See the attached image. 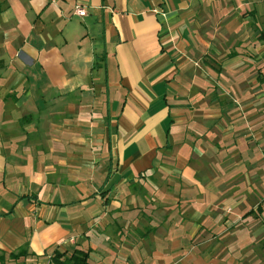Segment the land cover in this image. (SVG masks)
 <instances>
[{
    "label": "crops",
    "instance_id": "crops-1",
    "mask_svg": "<svg viewBox=\"0 0 264 264\" xmlns=\"http://www.w3.org/2000/svg\"><path fill=\"white\" fill-rule=\"evenodd\" d=\"M21 247L264 264V0H0V253Z\"/></svg>",
    "mask_w": 264,
    "mask_h": 264
},
{
    "label": "trees",
    "instance_id": "trees-1",
    "mask_svg": "<svg viewBox=\"0 0 264 264\" xmlns=\"http://www.w3.org/2000/svg\"><path fill=\"white\" fill-rule=\"evenodd\" d=\"M30 253H28L25 247H21L16 251H10L7 253H0V264L3 263L5 258H9L16 261L17 264H25L24 262H19V259L26 258ZM49 264H88L87 262V252L84 250L74 249L69 254L66 251L60 252L56 249L48 257Z\"/></svg>",
    "mask_w": 264,
    "mask_h": 264
},
{
    "label": "rangeland",
    "instance_id": "rangeland-1",
    "mask_svg": "<svg viewBox=\"0 0 264 264\" xmlns=\"http://www.w3.org/2000/svg\"><path fill=\"white\" fill-rule=\"evenodd\" d=\"M47 259L48 258H46V260ZM46 260H45V262H46ZM21 261L24 262L25 264H34V260L32 258H27V257L21 258V259H19V262H21ZM1 264H17V262L6 257L5 260L3 261V263H1ZM46 264H49V263H46Z\"/></svg>",
    "mask_w": 264,
    "mask_h": 264
},
{
    "label": "built area",
    "instance_id": "built-area-1",
    "mask_svg": "<svg viewBox=\"0 0 264 264\" xmlns=\"http://www.w3.org/2000/svg\"><path fill=\"white\" fill-rule=\"evenodd\" d=\"M73 12L78 16H83L86 13L84 7L80 4L74 6Z\"/></svg>",
    "mask_w": 264,
    "mask_h": 264
}]
</instances>
